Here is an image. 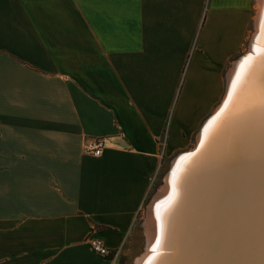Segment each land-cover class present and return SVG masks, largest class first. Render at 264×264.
<instances>
[{
	"label": "crops",
	"instance_id": "1",
	"mask_svg": "<svg viewBox=\"0 0 264 264\" xmlns=\"http://www.w3.org/2000/svg\"><path fill=\"white\" fill-rule=\"evenodd\" d=\"M207 2L0 0V264H126L162 161L221 105L252 20V0Z\"/></svg>",
	"mask_w": 264,
	"mask_h": 264
},
{
	"label": "bare ground",
	"instance_id": "2",
	"mask_svg": "<svg viewBox=\"0 0 264 264\" xmlns=\"http://www.w3.org/2000/svg\"><path fill=\"white\" fill-rule=\"evenodd\" d=\"M255 8L252 47L257 41L255 53L261 57L228 75L231 95L207 122L201 153L184 161L178 178L172 181L171 175L158 198L164 218L157 233L150 229L147 235L151 246L162 238L161 251L136 264H264V0H256ZM170 246L168 258L159 261Z\"/></svg>",
	"mask_w": 264,
	"mask_h": 264
},
{
	"label": "rangeland",
	"instance_id": "3",
	"mask_svg": "<svg viewBox=\"0 0 264 264\" xmlns=\"http://www.w3.org/2000/svg\"><path fill=\"white\" fill-rule=\"evenodd\" d=\"M208 4H209V0L207 2L206 8L208 7ZM252 7H253L252 8L253 9L252 20H251V23L248 27V31H247L246 38H245L244 43H243V47L240 50V53L238 54V56L236 57L234 65H229L227 67V69L224 71V80L226 82L224 98H223L221 105L217 108L216 112L213 114L214 118L218 114V112L221 110V108L226 104V101H227V96H228L227 94L229 93L228 90L230 88V81H229L227 74L229 75L232 70L237 69L236 66L240 65V63H237L240 60V58L242 56H244L245 54L248 55L250 53V51L252 50V42L254 41L255 35L257 34V31H258L256 29V22H255L257 11H256V8H254V7H256V0H252ZM208 23H209V20H208ZM221 50H222V53L225 54V51L227 50L225 41L221 42ZM212 118H213V116L210 118V120L214 119V118L213 119ZM206 124H207V122H205L203 127L198 131V133H196V135L193 139V142L187 151L180 153L178 155H175L174 157H172L170 159L162 161L161 167L159 168V170L156 173V176L153 180L152 188L149 192V195L146 198L145 204H144L142 210L140 211V214L138 215L136 224L134 225L133 233L130 236V239L128 240L126 247L123 250V263L136 264L137 261L139 259H141L143 256H146V255L152 256V254H153V256H152V258H153L156 254H158L161 251L159 249V247L162 245V238L159 241H156V239H155L154 241H156V242L153 245L154 246L153 247L150 245V241H149L150 238L147 235V232L151 233L150 229H152L153 232H155L154 234H156L158 231L157 224H158V226L161 225L162 220L164 218V216H163L164 211L162 209L163 206H160L161 205L160 203L158 204V198L160 197V195L162 193V189L165 187L166 183L169 182L171 175H172V177L174 175V178L172 181H174L176 176L178 178V175L181 173V171H182L181 169H182L183 164H184V162L181 163L182 162V155H185L186 153L192 152L193 150L196 149V147L199 144V140L200 141L202 140L201 136L203 135V137H204L205 133L208 130L207 129L208 127H206L205 131H203ZM180 156H181V159L178 160L180 158ZM173 203L171 202L169 204V206H167L168 207L167 208L168 210L166 211L167 217L169 214V210L173 206ZM155 238H156V236H155Z\"/></svg>",
	"mask_w": 264,
	"mask_h": 264
},
{
	"label": "built area",
	"instance_id": "4",
	"mask_svg": "<svg viewBox=\"0 0 264 264\" xmlns=\"http://www.w3.org/2000/svg\"><path fill=\"white\" fill-rule=\"evenodd\" d=\"M104 148L105 142L102 138H91L84 144L85 151L93 157H100ZM88 244L95 254L104 258L109 257L110 252L101 240L92 238L88 240Z\"/></svg>",
	"mask_w": 264,
	"mask_h": 264
},
{
	"label": "water",
	"instance_id": "5",
	"mask_svg": "<svg viewBox=\"0 0 264 264\" xmlns=\"http://www.w3.org/2000/svg\"><path fill=\"white\" fill-rule=\"evenodd\" d=\"M256 43H257V41H256ZM256 43L253 45V47L252 48H255L256 49V51H253L252 50V52H253V55H252V57L253 58H259V56H260V54H256L255 52H258V48H259V46L260 45H256ZM256 45V46H255ZM246 55V54H245ZM245 55L244 56H242L241 58H240V60L237 62V63H241V61L244 59V57H245ZM261 57V56H260ZM261 76H262V81H263V84H264V63H263V71L261 72ZM213 116V118H214V115H212ZM211 116V117H212ZM210 117V118H211ZM210 118L206 121V122H208L209 120H210ZM212 118V119H213ZM209 123V122H208ZM205 124V123H204ZM207 126V125H206ZM205 129L206 128H204V130L203 131H205ZM203 140V139H202ZM201 143H202V141L198 144V146L196 147V149L195 150H193L192 152H189V153H186L185 155H182V162L181 163H183L184 162V160H186L187 158H189L190 156H193L194 154H198V152L200 151V149H201V147H200V145H201ZM221 144H222V142H221ZM202 151V150H201ZM201 151H200V153H201ZM200 153H199V155H200ZM203 154V153H202ZM258 153H256L255 152V156L257 155ZM199 155H197L194 159H193V161L199 156ZM181 159V156H180V158L178 159V160H180ZM242 161H243V159H242ZM253 161H256V160H253ZM250 163V162H249ZM168 235H169V232H168ZM167 239V238H166ZM171 249H172V247L170 246L169 247V250L168 251H164L163 253H162V256L160 257L159 256V261L161 260V258L162 257H165V256H167V258H168V254L171 252ZM165 250V249H164ZM168 253V254H167ZM158 257V256H157Z\"/></svg>",
	"mask_w": 264,
	"mask_h": 264
},
{
	"label": "snow or ice",
	"instance_id": "6",
	"mask_svg": "<svg viewBox=\"0 0 264 264\" xmlns=\"http://www.w3.org/2000/svg\"><path fill=\"white\" fill-rule=\"evenodd\" d=\"M260 27L262 30H264V13H262L261 15V20H260ZM256 49L253 48V51H255ZM253 59V57L251 55H247L244 57V61L241 62V67L244 66L245 62H250ZM241 73L237 72V80L233 81V86L235 87L236 82L240 79ZM229 95H231V93H229Z\"/></svg>",
	"mask_w": 264,
	"mask_h": 264
},
{
	"label": "trees",
	"instance_id": "7",
	"mask_svg": "<svg viewBox=\"0 0 264 264\" xmlns=\"http://www.w3.org/2000/svg\"><path fill=\"white\" fill-rule=\"evenodd\" d=\"M114 252L110 253L109 257L108 258H112L114 256Z\"/></svg>",
	"mask_w": 264,
	"mask_h": 264
}]
</instances>
